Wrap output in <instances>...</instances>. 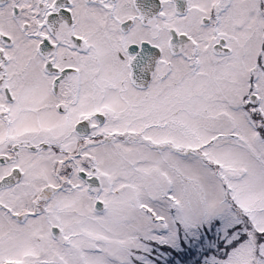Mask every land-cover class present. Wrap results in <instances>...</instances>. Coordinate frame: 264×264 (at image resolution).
I'll use <instances>...</instances> for the list:
<instances>
[{"label": "snow or ice", "instance_id": "6c2138e0", "mask_svg": "<svg viewBox=\"0 0 264 264\" xmlns=\"http://www.w3.org/2000/svg\"><path fill=\"white\" fill-rule=\"evenodd\" d=\"M0 264H264V0H0Z\"/></svg>", "mask_w": 264, "mask_h": 264}]
</instances>
